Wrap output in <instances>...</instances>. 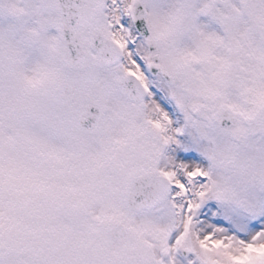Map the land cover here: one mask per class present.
Segmentation results:
<instances>
[{
  "label": "snow or ice",
  "instance_id": "snow-or-ice-1",
  "mask_svg": "<svg viewBox=\"0 0 264 264\" xmlns=\"http://www.w3.org/2000/svg\"><path fill=\"white\" fill-rule=\"evenodd\" d=\"M178 254L264 264V0H0V264Z\"/></svg>",
  "mask_w": 264,
  "mask_h": 264
},
{
  "label": "rangeland",
  "instance_id": "rangeland-1",
  "mask_svg": "<svg viewBox=\"0 0 264 264\" xmlns=\"http://www.w3.org/2000/svg\"><path fill=\"white\" fill-rule=\"evenodd\" d=\"M179 139L181 141V145L180 146H177V145L170 146V148L168 149V152H171V153L169 155L176 156L177 150H179V152L185 156L187 155L199 156L200 155V153L196 149L195 141L189 132L186 131V133L182 137H179ZM190 259L191 257H188L186 254L184 255L178 254L179 264H188V260Z\"/></svg>",
  "mask_w": 264,
  "mask_h": 264
},
{
  "label": "water",
  "instance_id": "water-1",
  "mask_svg": "<svg viewBox=\"0 0 264 264\" xmlns=\"http://www.w3.org/2000/svg\"><path fill=\"white\" fill-rule=\"evenodd\" d=\"M94 111H96V109H93ZM92 121L89 120L88 122H86V124H90Z\"/></svg>",
  "mask_w": 264,
  "mask_h": 264
},
{
  "label": "clouds",
  "instance_id": "clouds-1",
  "mask_svg": "<svg viewBox=\"0 0 264 264\" xmlns=\"http://www.w3.org/2000/svg\"><path fill=\"white\" fill-rule=\"evenodd\" d=\"M193 243H195V241H193Z\"/></svg>",
  "mask_w": 264,
  "mask_h": 264
}]
</instances>
